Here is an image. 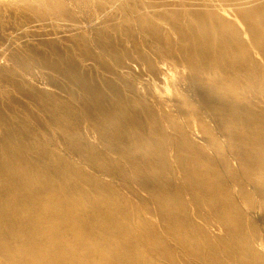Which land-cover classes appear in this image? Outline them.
Returning <instances> with one entry per match:
<instances>
[{"label":"bare ground","instance_id":"bare-ground-1","mask_svg":"<svg viewBox=\"0 0 264 264\" xmlns=\"http://www.w3.org/2000/svg\"><path fill=\"white\" fill-rule=\"evenodd\" d=\"M7 1L0 264H264V0Z\"/></svg>","mask_w":264,"mask_h":264},{"label":"rangeland","instance_id":"rangeland-1","mask_svg":"<svg viewBox=\"0 0 264 264\" xmlns=\"http://www.w3.org/2000/svg\"><path fill=\"white\" fill-rule=\"evenodd\" d=\"M32 1H33L34 4H38V0H32ZM65 1L68 4H70L71 6L73 5L68 0H65ZM7 3H11V2H8V1L6 2V0H0V6L8 5ZM85 11H86V14L87 13H90V11H89L88 8H85ZM80 14L83 15V16H87L88 15V14L86 15L84 13H80ZM10 17H12V18H10ZM12 19H14V20H12ZM35 19L36 18L31 17L30 18V21L27 22V20L25 19V17H22L21 19L18 18V20H17L16 18H14V16H10L8 10L5 13H1L0 12V23H3L4 24V30H5V32H6V29H7L5 27H8V28L13 27V28L17 29V27H21V25L24 24V26L21 28L22 30L19 29V31L22 32V33H24V34L31 33L33 35V33L36 34L38 31H40V30H43L44 31L45 28H48L47 30H49L51 32H56L55 34L52 35V38H54V39L57 38L56 36L58 34V29L59 28H58V25H57V22H56L55 19L48 18L49 20L46 21V22H43L40 19H36V20ZM12 22H14V24ZM23 22H25V23H23ZM10 23H12V24H10ZM93 23H95V21ZM25 24H27V25L25 26ZM5 25H7V26H5ZM12 25H14V26H12ZM60 30H62V29L60 28ZM63 30H65V29H63ZM62 33H65V32H62ZM0 34H1V32H0ZM35 42H36V37L35 36H34V38L27 39V43H31L32 44V43H35ZM4 63H5V61L3 60V62L0 63V64H4ZM6 63L7 64H10L12 62L11 61H7ZM17 68L19 69V72L21 74H23V75H26V76L35 75L41 81H42V79H41V77H42L44 80L48 81L50 84L53 85L51 87L55 88L60 93H64V91L66 90V88L69 87V85H68L69 81H66L63 78H61V79L60 78H57L56 76L53 75V73L50 70L46 69L44 66H42V64H40L38 62L37 63H32L31 62V64H27V65H25L23 63L17 64ZM38 83H36V84H38ZM38 85H40V84H38ZM15 95H16V97H19L21 99H25L24 97H22L21 94H15Z\"/></svg>","mask_w":264,"mask_h":264}]
</instances>
